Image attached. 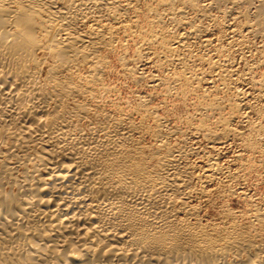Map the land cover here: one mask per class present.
Returning <instances> with one entry per match:
<instances>
[{
	"label": "bare ground",
	"instance_id": "1",
	"mask_svg": "<svg viewBox=\"0 0 264 264\" xmlns=\"http://www.w3.org/2000/svg\"><path fill=\"white\" fill-rule=\"evenodd\" d=\"M121 31L142 37L141 69L151 56L182 67L169 76L171 86L206 82L210 72L227 87L236 71L207 51L229 55L232 45L223 51L215 44L228 34L234 47L247 35L264 39V0H0V264H264V207L204 218L210 187L229 175L214 151L243 136L233 127L240 94L227 118L222 111L213 126L203 116L188 126L191 136L206 139L201 150L186 145V132L165 129L146 104L151 125L101 111V52ZM152 78L154 86L164 80ZM211 101L198 112L223 109ZM194 154L203 164L188 160ZM221 186V195L229 192Z\"/></svg>",
	"mask_w": 264,
	"mask_h": 264
},
{
	"label": "rangeland",
	"instance_id": "2",
	"mask_svg": "<svg viewBox=\"0 0 264 264\" xmlns=\"http://www.w3.org/2000/svg\"><path fill=\"white\" fill-rule=\"evenodd\" d=\"M143 16V17H142ZM145 15H141V22L140 24H142V29L143 31L146 30V28H148L147 26V22L146 19H144ZM144 19V21L142 20ZM144 24V25H143ZM146 26V27H145ZM122 32V33H121ZM119 32L120 35L118 34L117 36H119V40L116 39V41L113 43L115 45L112 44V48L110 47L109 50L108 49H104L103 52H101V57H103V59L105 61V65L103 64L102 66V72H101V84L100 86L97 85V102L96 103H101L98 104L99 108H103L104 112L109 111L108 113H112L114 112V114H128L131 115L130 117L135 120V121H139L140 119H144L147 123V120L149 121L147 124L151 125V123L153 124V120H151L152 118L150 116H147V113L145 111H143V105L146 104V108L148 109V111H153L154 115H157V117L162 120L165 126V129H172V130H178V132H186V136L187 137L185 139L186 141V145L189 146V148H191L193 150H201L204 149L206 147V139L202 138L201 136H195L192 135L191 136V132L189 133V129L188 126L193 127L197 124L200 123V121H202L203 119H207L206 120V124L210 127L214 125V121L219 120L220 118H222V114L223 116H225L226 118L228 117V115L231 113V106L230 104H232L233 102L236 101L235 98L237 95L240 94V99L242 102V109L240 110L239 113H237L235 116V121L233 127L235 129H237L238 131L241 132V134H243L242 137L240 136H233L230 137L229 139H227L226 143L227 145H223V148L220 147L218 149H216V151H214V154H218V158H219V163L220 166L223 167L224 169L226 168L229 172V175H233L235 178L233 180H230L228 178V174L226 176H219L218 177V181L216 182V184L212 185L210 187L211 189V202H209L208 204V208L205 207V214L203 212V214L205 215L204 218L205 220L208 221H212V220H219L221 218V215L223 213V209H228V210H233V212L235 211V213H248L247 211H249L250 209H252L253 205H255L253 208H260L262 209L264 207V90H262L263 92H260L262 87H259L260 82L263 79L262 73H264V39L261 37L259 38V36H254V39L252 36H249L248 38L250 39L249 41H247V43L243 45V46H235L233 44H230L232 39L231 36H225L221 39H219V41H217V36L215 34H213L212 38L216 39L217 42L219 44L217 45L218 49H221L223 51H225L224 49H227L229 47H231V45L233 47H231L230 50L231 53L229 55H226V52H222V54L218 55V52L215 49H211L209 51H207V54L209 53L210 56L214 57V58H219L218 61L220 60L221 63H223L222 65H225V67L228 69H232L233 73L235 72L238 77H236L237 75L234 74L233 78L235 80L231 81V84H229L227 87L224 84H221L222 81L220 82L219 78H217V76H215L216 74L210 73V72H206L205 74V80L207 79H212L201 82H193L191 81L187 86L189 87H181V83L177 82L175 85H172L174 81V79L172 80V78H176L175 75L179 74L182 70V67L178 64H173V63H169V62H165L163 59L158 60L157 58H155V56H151V57H144L143 59H145L146 63L145 66L141 67V63L140 62V58L138 59V53L137 49L139 51V48L141 47L142 42V37H139V35L137 34H133L128 32V31H121ZM125 32V33H123ZM130 33V35H129ZM139 38H137V36ZM124 36V37H123ZM126 36V37H125ZM135 37V38H134ZM230 37V38H229ZM247 38V39H248ZM257 38V39H256ZM131 39V40H130ZM140 39V40H139ZM136 40V41H135ZM228 40V41H227ZM254 40V42H253ZM118 41V42H117ZM126 41V42H125ZM133 41V42H132ZM125 42V43H124ZM136 42V43H135ZM142 42V43H140ZM250 42V43H248ZM263 42V44L261 43ZM128 43V44H127ZM255 43V44H254ZM119 44V45H118ZM124 44V46H123ZM230 44V45H228ZM250 44V45H249ZM254 44V45H253ZM121 45V46H120ZM135 45V46H134ZM221 46V47H220ZM251 46V47H250ZM255 46V47H254ZM258 46V47H257ZM244 47V48H243ZM114 48V50H113ZM241 48V49H240ZM111 49V50H110ZM136 49V50H135ZM240 51H239V50ZM262 49V50H261ZM236 50V51H235ZM257 50V51H256ZM126 51V52H125ZM237 52V53H236ZM252 52V53H251ZM255 52V53H254ZM113 53V54H112ZM127 53V54H126ZM206 53V52H205ZM213 53V54H212ZM249 53V54H248ZM215 54V55H214ZM248 54V55H247ZM137 57H136V56ZM243 55V56H242ZM254 55V56H253ZM261 55V56H260ZM122 56V57H121ZM143 56V55H142ZM227 56V57H226ZM231 56V57H230ZM238 56V57H237ZM250 57V58H249ZM225 58V59H223ZM234 58V59H233ZM245 58V59H244ZM123 59V60H121ZM149 59V60H148ZM154 59V60H153ZM239 59V60H238ZM252 59V60H251ZM262 59V61H261ZM223 60V61H222ZM232 60V62H231ZM234 60V61H233ZM119 61V62H118ZM148 61V62H147ZM261 61V63H260ZM108 62V63H107ZM126 62V63H125ZM133 62V63H132ZM135 62V63H134ZM155 64H154V63ZM158 62V63H157ZM226 62V63H225ZM150 63V64H149ZM163 63V64H162ZM169 63V64H168ZM234 63V64H233ZM246 63V64H245ZM258 63V64H257ZM263 63V64H262ZM125 64V65H124ZM159 64V65H158ZM230 64V65H229ZM253 64V65H252ZM257 65V66H254ZM139 65V66H138ZM152 65V66H151ZM229 65V66H228ZM244 65V66H243ZM259 65V66H258ZM261 65V66H260ZM105 66V67H104ZM127 66V68H126ZM156 66V67H155ZM158 66V67H157ZM166 66V67H165ZM248 66L250 67L248 69ZM253 66V67H252ZM136 67V68H135ZM162 69H161V68ZM170 67V68H169ZM239 67V68H238ZM104 68V69H103ZM129 68V69H128ZM130 68L135 72H131ZM147 68V69H146ZM152 68V69H151ZM168 68V69H167ZM192 71L193 69H197L199 67H193L191 66ZM201 68V67H200ZM245 68V69H244ZM128 69V70H127ZM229 69V70H230ZM237 69V70H236ZM110 70V71H109ZM164 70V71H163ZM178 70V71H177ZM85 71V72H83ZM82 72V74L86 73L88 70L84 69ZM130 71V72H129ZM139 71V72H138ZM142 71V72H141ZM163 71V74H161ZM173 71V72H172ZM247 71L249 72V74L247 73ZM252 71V72H251ZM257 71V72H256ZM148 72V73H147ZM172 72V73H171ZM175 72V74H174ZM198 72V71H197ZM200 72V71H199ZM130 73V74H129ZM140 73V74H139ZM146 73V74H145ZM103 74V75H102ZM129 74V75H128ZM144 76L142 78V75ZM152 74V76H151ZM154 74V75H153ZM171 74V75H170ZM208 74H210L211 76H213L211 78V76H209L210 78H208ZM240 74V75H239ZM134 75V77H133ZM162 75V76H161ZM174 75V76H173ZM176 75V76H177ZM242 75V76H241ZM244 75V76H243ZM250 75V76H249ZM264 75V74H263ZM156 76V77H155ZM169 76H173L172 78H170ZM262 76V77H261ZM133 77V78H132ZM154 77L155 79H164L162 82H159L158 85L154 86L153 83L151 82V79ZM216 77V79H215ZM236 77V78H235ZM240 77L242 79H240ZM248 77V78H247ZM142 78V79H141ZM207 78V79H206ZM252 78V79H250ZM259 78V79H258ZM149 79V80H148ZM153 79V78H152ZM167 81H166V80ZM218 79V80H217ZM239 79V80H236ZM243 80V81H242ZM210 81V82H209ZM255 81V82H254ZM103 82V83H102ZM214 82V83H213ZM258 82V84H257ZM169 86H168V84ZM200 83V84H199ZM207 85H206V84ZM213 83V84H212ZM239 83V84H238ZM256 83V84H255ZM262 83V82H261ZM163 84V85H162ZM166 84V85H165ZM179 84V86H178ZM209 84V85H208ZM220 84V85H219ZM234 84V85H233ZM252 84V85H251ZM105 85V86H104ZM244 85V86H243ZM99 86V87H98ZM193 86V87H191ZM196 86V87H195ZM200 89H199V87ZM213 86V87H212ZM217 86V87H216ZM229 86H231L229 88ZM242 88H241V87ZM247 86V87H246ZM253 86V87H252ZM102 87H105L104 89H102ZM107 87V88H106ZM113 87V89H112ZM165 87V88H164ZM168 87L170 89H168ZM178 87V88H177ZM205 87V90H204ZM216 87V88H215ZM218 87L220 89H218ZM223 87V88H222ZM176 88V89H175ZM194 88V89H193ZM208 90H207V89ZM210 88V89H209ZM222 88V89H221ZM228 91H227V89ZM236 92L234 93L235 89ZM260 88V91H259ZM109 89V90H108ZM117 89V90H116ZM164 89H168L164 90ZM175 89V91H174ZM203 89V90H202ZM224 89V90H223ZM258 89V90H257ZM188 90V91H187ZM213 90V91H212ZM218 90V91H217ZM244 90V92L242 91ZM117 91V92H116ZM173 91V92H172ZM183 93H181V92ZM193 91V93H192ZM195 91V92H194ZM203 91V92H202ZM211 91V92H210ZM99 92V93H98ZM157 92V93H156ZM180 92V93H179ZM185 92V93H184ZM207 92V93H205ZM227 92V93H226ZM201 93V94H200ZM218 95H217V94ZM239 93V94H238ZM262 95H261V94ZM99 94V95H98ZM171 94V95H170ZM182 94V96H181ZM197 94V95H196ZM207 94V95H206ZM237 94V95H235ZM247 94V95H246ZM256 94V95H255ZM169 95V96H168ZM177 95V96H176ZM206 95V96H205ZM242 95V97H241ZM259 95L261 96L259 98ZM99 96V97H98ZM101 96V98H100ZM139 98H138V97ZM198 96V97H197ZM216 96V97H215ZM232 96V98H231ZM108 97V98H107ZM146 97V98H145ZM223 97V98H222ZM105 98V99H104ZM150 98V99H149ZM221 98V99H220ZM244 98V99H243ZM256 98V99H255ZM100 99V100H99ZM103 99V100H102ZM107 99V100H106ZM144 99V100H143ZM148 99V100H147ZM203 99V100H202ZM207 99V100H206ZM215 99L219 102H221V107H223V109H219V111H213L209 108H207L203 111L206 113H199L198 112V108L201 106L204 107H209L207 104H209L210 102H212L211 100ZM228 99V101H227ZM234 99V100H233ZM250 99V100H249ZM102 100V101H101ZM105 100V101H104ZM147 100V101H146ZM199 100V101H198ZM202 100V101H201ZM206 100V101H205ZM223 100V101H222ZM256 100V101H255ZM146 101V102H143ZM150 101V103H149ZM186 101V102H185ZM209 101V102H208ZM127 102V103H126ZM141 102V103H140ZM193 102V103H191ZM203 102V103H201ZM206 102V103H205ZM208 102V103H207ZM232 102V103H231ZM247 102V104H246ZM263 102V103H262ZM139 103V104H138ZM161 103V104H160ZM202 104V105H200ZM204 104V105H203ZM224 104V105H223ZM227 106H226V105ZM101 105V106H99ZM139 105V107H138ZM199 107H198V106ZM255 105V106H254ZM131 106V107H130ZM136 106V107H135ZM141 106V108H140ZM148 106V107H147ZM225 106V107H224ZM229 106V107H228ZM245 106V107H244ZM130 107V108H129ZM156 107V108H155ZM162 107V108H161ZM250 107V108H249ZM258 107V108H257ZM118 108H120L118 110ZM136 108V109H135ZM140 108V109H139ZM135 109V110H134ZM139 109V110H138ZM154 109V110H153ZM196 109V110H195ZM250 109V110H249ZM252 109V110H251ZM115 110V111H114ZM137 110V111H136ZM120 111V112H119ZM133 111V112H131ZM136 113H135V112ZM140 111V114L138 113ZM169 113H168V112ZM223 111V112H222ZM251 111V112H250ZM255 111V112H254ZM192 112V113H191ZM211 112V113H210ZM222 112V114H221ZM242 112V113H241ZM262 112V113H261ZM142 113V114H141ZM146 113V114H145ZM160 113V114H159ZM191 113V114H190ZM199 113V114H197ZM220 113V115H218ZM226 113V114H225ZM166 114V115H165ZM201 114V116H200ZM250 114V115H249ZM137 115V116H136ZM139 115V116H138ZM141 115H145V117ZM165 115V116H164ZM188 115V116H187ZM193 115V116H192ZM207 118H205V116ZM168 116V117H167ZM191 116V117H190ZM204 118H203V117ZM175 117V118H174ZM185 117V118H184ZM203 119H202V118ZM241 117V118H240ZM244 117V118H243ZM147 118V119H145ZM198 118V119H197ZM200 118V119H199ZM217 118V119H216ZM219 118V119H218ZM259 118V119H258ZM164 119V120H163ZM169 119V120H168ZM182 119V120H181ZM187 119V120H186ZM192 121H191V120ZM194 119V120H193ZM202 119V120H201ZM181 120V121H180ZM190 120V121H189ZM199 120V121H198ZM214 120V121H213ZM241 120V121H240ZM141 121V120H140ZM165 121V122H164ZM209 121V122H208ZM213 121V122H212ZM239 121V122H238ZM244 121V122H243ZM253 121V122H252ZM174 122V123H173ZM189 122V123H188ZM192 125H191V123ZM243 122V123H241ZM248 122V123H247ZM238 123V124H236ZM256 123V124H255ZM189 124V125H188ZM195 124V125H194ZM212 124V125H210ZM244 124V125H243ZM173 125V126H172ZM239 125V126H238ZM251 125V126H250ZM262 127H260V126ZM167 126V127H166ZM176 126L177 129H175L174 127ZM237 126V127H236ZM259 128H258V127ZM170 127V128H169ZM256 128V129H255ZM246 129V130H245ZM185 130V131H184ZM245 130V131H242ZM188 133V134H187ZM261 133V134H260ZM263 133V134H262ZM179 134V133H178ZM190 134V135H189ZM249 134V135H248ZM258 134V135H257ZM196 138H194V137ZM246 136L249 137H253V139L255 141H257L256 143L254 142V147L253 145H249L248 143H246ZM262 136V137H261ZM177 137V138H176ZM174 139H171L172 143L177 142L179 140H181V137L179 135H177ZM235 137V138H234ZM151 138V137H150ZM149 136L146 137V142L147 144H151L153 142L152 138L150 139ZM199 138V139H198ZM237 138V139H236ZM150 139V140H149ZM195 139H197L195 141ZM233 139V141H232ZM244 139V140H243ZM202 140V141H201ZM149 141V142H148ZM245 141V142H243ZM199 142V143H198ZM201 142V143H200ZM259 142V143H258ZM239 143V145H238ZM245 143V144H244ZM241 144V145H240ZM244 144V145H243ZM248 144V145H247ZM260 144V145H259ZM197 145V146H196ZM257 145V146H256ZM200 146V147H199ZM234 146V147H233ZM238 146V147H237ZM243 146V147H242ZM249 146V147H248ZM197 147V148H196ZM196 148V149H195ZM240 150H239V149ZM242 148V149H241ZM255 150H254V149ZM251 150V151H250ZM240 151V152H239ZM216 152V153H215ZM221 153V154H220ZM244 153V154H243ZM241 154V155H240ZM228 155V156H227ZM198 156V157H197ZM192 155V157H189V161L191 160V162H194L193 164L196 165H201L203 164L201 160L202 157L201 155ZM200 158V159H199ZM237 158V159H236ZM224 159V160H223ZM244 159V160H243ZM222 160V161H221ZM200 161V162H199ZM237 161V162H236ZM234 162L236 164H234ZM259 163V164H257ZM240 164V165H238ZM244 164V165H243ZM246 164V165H245ZM251 165V166H249ZM253 165V167H252ZM245 166V167H243ZM229 169H228V168ZM239 167V168H238ZM251 167V168H250ZM236 169V170H235ZM238 169V170H237ZM243 169V170H242ZM247 169L249 171H247ZM241 170V171H240ZM239 172V173H238ZM235 173V174H234ZM238 173V174H236ZM247 173V174H246ZM258 174V175H257ZM226 177V178H225ZM242 179H241V178ZM238 178V179H237ZM230 181H229V180ZM221 180V181H220ZM243 180V181H242ZM242 183V184H241ZM251 183V184H250ZM239 184V185H238ZM217 185L220 186L222 185H226L229 192L226 193L224 192V194L222 193V195L220 194V191L217 187ZM232 185V186H231ZM221 186V187H222ZM240 186V187H239ZM242 186V188H241ZM252 186V187H251ZM238 187V188H237ZM214 188V189H213ZM213 189V191H212ZM217 189V190H216ZM233 191H231V190ZM235 190V191H234ZM249 190V191H248ZM219 191V192H218ZM243 191V192H241ZM247 192V193H246ZM243 193V194H242ZM215 194V195H214ZM217 195V196H216ZM220 195V196H219ZM234 195V196H233ZM245 195V196H244ZM241 196V197H240ZM216 197V198H215ZM245 197V198H244ZM250 197V198H248ZM255 197V198H254ZM237 198V199H236ZM244 198V199H243ZM248 199V200H247ZM213 200V201H212ZM226 200V201H225ZM243 200V202L241 201ZM254 200V201H253ZM214 202V204L212 205V203ZM227 202V203H226ZM250 202V203H249ZM217 203V204H216ZM230 203V204H229ZM228 204V205H227ZM260 204V205H259ZM211 205V206H210ZM224 205V206H223ZM252 205V206H250ZM213 206V207H212ZM227 206V207H226ZM246 206V208L244 207ZM250 206V207H249ZM211 209V210H210ZM264 209V208H263ZM214 210V211H213ZM217 212H216V211ZM222 210V211H221ZM238 210V212H237ZM243 211V212H241ZM214 212V213H213ZM218 214V215H217ZM209 215V216H208ZM248 215V214H246ZM245 213L243 214V216H246ZM212 216V217H211ZM214 217V218H213ZM218 219H217V218ZM211 218V220H210ZM216 218V219H215ZM248 218V217H247ZM246 217H241V220L246 222L248 219ZM244 219V220H243ZM246 220V221H245Z\"/></svg>",
	"mask_w": 264,
	"mask_h": 264
}]
</instances>
